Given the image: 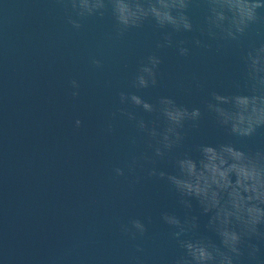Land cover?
Wrapping results in <instances>:
<instances>
[{"label":"water","instance_id":"95a60500","mask_svg":"<svg viewBox=\"0 0 264 264\" xmlns=\"http://www.w3.org/2000/svg\"><path fill=\"white\" fill-rule=\"evenodd\" d=\"M0 264H264V0H0Z\"/></svg>","mask_w":264,"mask_h":264}]
</instances>
